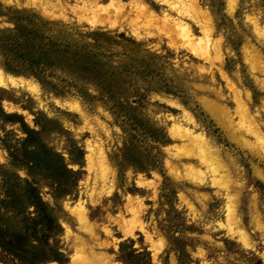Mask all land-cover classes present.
Returning <instances> with one entry per match:
<instances>
[{
	"label": "rangeland",
	"instance_id": "374dc122",
	"mask_svg": "<svg viewBox=\"0 0 264 264\" xmlns=\"http://www.w3.org/2000/svg\"><path fill=\"white\" fill-rule=\"evenodd\" d=\"M60 1L0 0V62L28 79L0 76V188L17 174L32 180L49 205L57 228L48 237V259L39 264H264L263 141L237 125L234 90L221 71L245 100L250 93L248 105L264 132V38L251 20L264 26V0H197L223 38V66L196 56L161 23L153 28L117 14L114 0H97L94 13L71 8L82 0ZM130 1L122 0L128 10ZM145 1L157 18L177 16L175 0ZM184 18L200 35L193 19ZM201 96L217 100L250 145L232 140ZM184 112L240 165L231 176L243 188L229 194L232 200L191 172L187 163L198 159L170 131L169 114L193 125ZM24 127L63 161L49 156L50 168L35 172L14 165L6 144L19 146ZM101 148L113 169L103 190L95 183ZM67 200L84 202L92 223ZM229 205L240 225L229 222ZM0 264L28 263L0 246Z\"/></svg>",
	"mask_w": 264,
	"mask_h": 264
},
{
	"label": "bare ground",
	"instance_id": "6f19581e",
	"mask_svg": "<svg viewBox=\"0 0 264 264\" xmlns=\"http://www.w3.org/2000/svg\"><path fill=\"white\" fill-rule=\"evenodd\" d=\"M18 1L27 2L29 0H18ZM48 1L50 3L56 2L57 4H61L60 0H48ZM162 1H166L168 3L170 0H162ZM77 2L79 1L77 0ZM82 2H81L82 4H78V3H76L75 5L73 4V7L71 8H74V7L83 8L85 10H88L89 12L92 11V13H94L93 10L100 8L98 5L100 4V2L97 4V0H82ZM111 5L116 7V10L119 11V12H116L117 14L118 13L130 14V16L134 17L135 19L140 20L141 23H143L144 25L153 27L154 25H160L159 23H161L160 27L166 30H170V33H174L173 35H176L179 38V40L183 41L185 43L184 45L185 46L187 45V48L190 49L192 53H194L196 56L203 58L207 62H210L212 65L219 64L223 66L224 64V59H223L224 53H223V44H222L223 38L222 36H217L216 32L214 31L212 18L209 14V11L208 10L203 11L198 6L197 0H175L173 4L172 5L170 4V5L175 8V11L177 12V16L176 15L173 16L169 13L168 14L166 13L163 15L161 19L157 18L158 16L156 17L154 15L155 13L154 14L152 13L153 11L151 12L150 6L146 3L145 0L130 1L129 5L131 8L129 7L130 8L129 10L128 8H126V4L122 2V0H114ZM103 8L107 12L108 17L112 16L111 11L109 10L108 7H103ZM186 16L191 17L193 21L197 24V26L200 28V32H201L200 35H197L194 29L192 28V26L185 20L184 17ZM134 18H132V20ZM251 20H253L254 22V26H255L256 31H258V35L264 38V26L259 25L258 20H256L255 18H252ZM201 68L203 70H206L203 67ZM208 71L211 74V79L213 81V79H215L214 72L212 70H208ZM221 71H222V75L227 79V81H229V83H231V87L234 90L233 98L236 102L235 109L237 110L240 116V118L237 121V125L240 124L241 127H244L245 132L254 133V136L257 141H263L260 144L259 149L262 152H264V132L261 131V128L259 125L260 124L259 123L260 122L259 113L256 111L253 112V110L250 108L247 102L248 100L251 99L250 93L248 91L245 92V95L247 98V100H245L244 96L242 95L243 93L242 90L237 88V86L234 85V83H232L233 81L231 82V80H229L228 76L223 70ZM0 76L1 77L8 76L12 79V81L21 79L23 82L24 80L27 79V77L23 75L15 76L14 74L9 73L4 68L1 62H0ZM3 79L4 78H2V80ZM0 84H3V83H0ZM34 91H35V88H34ZM218 96H219L218 98L223 99L224 94L219 92ZM199 98L205 103V105L210 110L213 111V113L215 114L217 120L219 121L223 129L227 130L231 134L230 138L232 140H234L235 142H237L239 145H242V146L250 145L249 139L246 140L244 138V135L237 133V131H235L234 126H233L234 124L233 118L230 116L228 111L224 109L221 106V104H219V102H216L217 100H211L203 96ZM182 115L184 117L183 118L184 120L191 122V124L193 125H191V127H184V123L181 122L179 117H176L173 114H169V117L174 120L173 126L170 129V131L171 133H176L178 137L183 138V140L185 141V145H184L185 154L190 155L192 158L196 157L198 159V164L191 165L192 163H187L188 165H190L189 168L191 169V172L195 173L194 177H196L197 180H199V183L206 184L208 182L209 184L216 185L217 188L219 189L223 188L224 191H226L225 195H227L230 198V200H232V196L229 194L232 191H235L233 195L235 194L239 195L243 188V183H240L239 180H235L233 176H231L232 170L236 169L238 171L240 168V165L237 163L236 159L229 158V154L222 155V151L218 148L215 141L206 134V132H203V131L201 132L197 130L196 128L197 123L193 115L189 114L188 112H184ZM256 151H259V150H256ZM99 153H100L99 154L100 159L99 161L97 159L98 171L96 172L95 183H97V186L103 190L105 187V184L103 182L109 181V177H111L113 173L112 172L113 169L111 168L110 161L107 159L108 157H106L105 155L106 152H104V149L101 148ZM95 156H97L98 158V155H95ZM168 161L170 162V160ZM93 188L95 189V186ZM95 190H93L91 194H88V195H91L90 197H92V200H94L93 195H96L98 191V190L96 191ZM100 193H103V192L99 191L98 195ZM83 203L84 202H78L76 204L75 203L71 204L68 200L66 201V205L68 206V208L72 210H75L79 207L77 211L80 216L79 217L80 219H83V221H86L87 224L92 223V215L87 208L83 207ZM235 210H236L235 207L229 205V208H228L229 222L231 223V225L234 223L240 225V221L238 220V217L235 215ZM137 211L138 210H136V212ZM126 222L128 223V221ZM231 229H233V227H231ZM47 264H57V263L50 261Z\"/></svg>",
	"mask_w": 264,
	"mask_h": 264
},
{
	"label": "trees",
	"instance_id": "16d2710c",
	"mask_svg": "<svg viewBox=\"0 0 264 264\" xmlns=\"http://www.w3.org/2000/svg\"><path fill=\"white\" fill-rule=\"evenodd\" d=\"M24 130L27 137L18 142L19 146L6 144L14 165L35 172L50 168L49 156L58 155L63 161V156L49 148L35 129L24 127ZM40 151L47 152L48 156H42ZM66 171L70 170L66 168ZM1 186L0 246L28 264L46 261L48 237L57 228L49 205L32 180L22 179L17 174L4 178Z\"/></svg>",
	"mask_w": 264,
	"mask_h": 264
}]
</instances>
